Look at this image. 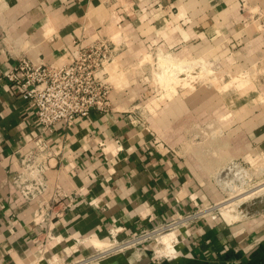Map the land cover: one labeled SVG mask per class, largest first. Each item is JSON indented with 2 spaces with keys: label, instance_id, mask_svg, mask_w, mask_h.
Instances as JSON below:
<instances>
[{
  "label": "crops",
  "instance_id": "obj_1",
  "mask_svg": "<svg viewBox=\"0 0 264 264\" xmlns=\"http://www.w3.org/2000/svg\"><path fill=\"white\" fill-rule=\"evenodd\" d=\"M97 37L123 41L121 52L156 47L214 60L238 77L247 72L260 89L248 94L241 114L231 104L235 120L224 124L231 135L221 145L240 150L234 161L264 164V0H0V264L64 263L93 250L76 239H105L114 225L124 228V238L222 197L220 177L208 184V164L217 163L181 155L118 107L114 91L111 111H93L46 134L53 158L44 175L45 198L64 197L68 207L48 226L34 221L37 202L25 200L14 180L21 155L42 127L4 74L24 56L60 63L77 44ZM207 95L185 99H212ZM214 99L225 97L216 91ZM197 111L185 113L187 122ZM170 233L161 241L178 239L176 258L153 260L149 246L95 264H264V210L232 223L208 214Z\"/></svg>",
  "mask_w": 264,
  "mask_h": 264
},
{
  "label": "built area",
  "instance_id": "obj_2",
  "mask_svg": "<svg viewBox=\"0 0 264 264\" xmlns=\"http://www.w3.org/2000/svg\"><path fill=\"white\" fill-rule=\"evenodd\" d=\"M123 47L124 42L115 37H97L88 44H77L60 63L34 62L24 56L18 58L4 74L7 81L30 102L42 127V132L32 138L21 155V168L14 180L25 200L37 202L34 219L37 224L48 226L54 218H62L68 207L62 200L64 197L54 198L52 202L45 198L47 185L44 175L52 166L50 160L53 158L46 134L54 132L58 124L71 125L93 111L109 112L113 109L111 94L115 87L110 81L109 66ZM250 169L253 168L241 162L233 161L230 164V168L220 176L224 196L239 191L243 187L241 181L248 179L255 182ZM233 181L240 182L235 185L236 189L225 188ZM241 194L239 192L237 195ZM221 205L222 202L210 208H198L196 212L179 215L154 227L127 234L124 238L121 237L124 228L114 225L105 239L95 235L76 239V242L91 244L92 251L54 264H95L111 255L132 249L143 250L149 246L153 260L176 258L178 239L172 245H165L162 238L171 231L176 232L205 215L219 211ZM49 237L53 238L51 235Z\"/></svg>",
  "mask_w": 264,
  "mask_h": 264
},
{
  "label": "rangeland",
  "instance_id": "obj_3",
  "mask_svg": "<svg viewBox=\"0 0 264 264\" xmlns=\"http://www.w3.org/2000/svg\"><path fill=\"white\" fill-rule=\"evenodd\" d=\"M145 47L141 49L135 47V49L120 52L109 66L110 81L115 87L113 92L115 91L117 96L116 105L137 116V119L147 128L155 130L159 138L171 145H176L175 148L181 155L186 152L188 157L198 159V162L207 158L208 162L217 163L216 165L208 164L213 171L212 174L211 171L208 172V184L218 183L221 174L230 168L236 154L240 152L237 148L221 145L222 138L231 135L223 132L224 124L235 120V116L231 115L230 109H234L231 104L234 103L241 114L243 111L241 106H246L248 94L255 89L259 91L260 85L254 83L247 72H243L245 75L241 74L242 76L238 77L236 72L222 69L214 60H206L205 57H190L179 52L171 54L165 50H157L156 47L147 49ZM216 91L225 97L223 102L220 99H214ZM199 93L205 96L208 94L207 96L212 99L191 101V104L185 99L189 94ZM231 94L236 96L233 99L234 102L226 100V98L231 99ZM240 94H245L243 99L239 97ZM221 108L229 109V111L219 118L215 116V112ZM189 109L198 110L196 114L193 113L191 122H187L185 117V113L190 112ZM199 110L203 111L202 117L199 116ZM234 134L236 137L242 136V133ZM261 165L264 164L250 169L255 182L248 179L245 182L241 181L243 187L239 191L229 196H224L221 191L222 197L206 205L210 208L222 202L219 211L212 215L232 223L262 212L259 211L260 202L264 203V166ZM200 166L197 164L198 168ZM239 183L233 181L230 183L231 186L225 188L236 189L235 185ZM255 190L260 191L256 192L258 195L254 193L252 197L251 192ZM239 192L242 194L249 192L250 195L246 196L248 200L245 197L240 200V203L236 202L235 210L239 209L240 212L234 211L233 214L237 217L229 221L222 214L224 205L241 196L237 195Z\"/></svg>",
  "mask_w": 264,
  "mask_h": 264
},
{
  "label": "bare ground",
  "instance_id": "obj_4",
  "mask_svg": "<svg viewBox=\"0 0 264 264\" xmlns=\"http://www.w3.org/2000/svg\"><path fill=\"white\" fill-rule=\"evenodd\" d=\"M232 185V184H231ZM229 185V186H231ZM234 185V184H233ZM248 185V184H247ZM246 189V188H245ZM251 189V188H250ZM248 190V189H247ZM250 192V191H249ZM244 193V194H241V196L239 197H236L235 199H233L231 202L227 203L224 205V208H223V211H222V214L224 215V217L227 219V220H232L234 218H236L237 216L234 215V211H238V210H235V207L237 206V201L240 203V200H243V198L245 199V197L247 196V194L249 193ZM255 193V192H254ZM259 193V192H258ZM263 193V192H262ZM257 194V193H256ZM250 195V194H248ZM258 195V194H257ZM256 196V195H254ZM248 197V196H247ZM246 197V200H248ZM252 197H253V194H252ZM250 199V198H249ZM244 204V203H243ZM236 205V206H235ZM240 212V211H238ZM240 215V214H239ZM241 217V216H240ZM243 217V216H242ZM173 233V232H172ZM172 233H169L171 236L173 235Z\"/></svg>",
  "mask_w": 264,
  "mask_h": 264
},
{
  "label": "water",
  "instance_id": "obj_5",
  "mask_svg": "<svg viewBox=\"0 0 264 264\" xmlns=\"http://www.w3.org/2000/svg\"><path fill=\"white\" fill-rule=\"evenodd\" d=\"M263 210H264V203L261 201L260 202L259 211H263Z\"/></svg>",
  "mask_w": 264,
  "mask_h": 264
}]
</instances>
